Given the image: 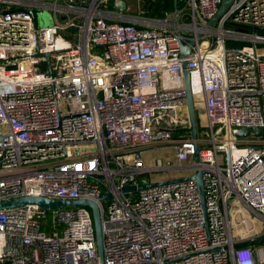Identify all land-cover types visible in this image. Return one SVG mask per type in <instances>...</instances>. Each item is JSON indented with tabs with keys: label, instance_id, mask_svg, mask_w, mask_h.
Instances as JSON below:
<instances>
[{
	"label": "built area",
	"instance_id": "2783aa9c",
	"mask_svg": "<svg viewBox=\"0 0 264 264\" xmlns=\"http://www.w3.org/2000/svg\"><path fill=\"white\" fill-rule=\"evenodd\" d=\"M119 1L0 0V202H96L103 250L101 262L89 209L22 206L0 210V264H264V244L236 248L264 237V0H233L213 26L223 0H177L161 17L144 9L159 0L138 13ZM184 70L202 107L197 165L175 133L189 126ZM157 147L174 163H147ZM196 169L205 213L193 181L120 193Z\"/></svg>",
	"mask_w": 264,
	"mask_h": 264
},
{
	"label": "water",
	"instance_id": "95a60500",
	"mask_svg": "<svg viewBox=\"0 0 264 264\" xmlns=\"http://www.w3.org/2000/svg\"><path fill=\"white\" fill-rule=\"evenodd\" d=\"M145 2L146 0H142ZM233 0H223L221 5L219 6L215 15L208 20V26H213L219 20V18L226 12L228 7L231 5ZM169 0H159L153 4V10H163L168 7ZM172 7L176 9L177 7V0H172ZM115 8L120 10H125V3L124 1H119L115 3ZM13 11H25L33 16V13L30 10L25 9H15ZM6 12L0 11V14H4ZM194 45V41H190L187 46L182 44L179 45L180 48V55L181 57H186L191 52V48ZM185 66V62L183 64ZM183 87L185 91L184 102L186 107V113L188 117L189 126L185 129L175 130V133H187L190 136V139L193 141L194 150L192 155V162L194 165L199 164V150L200 147L197 143L198 136H197V121H196V114L195 108L192 100V96L189 90V82H188V72L184 70L183 72ZM254 136L258 137L261 135L260 129H254ZM250 135L249 129H240L236 133L237 138H246ZM184 181H193L196 184L199 200L202 208V212L205 213V198H204V191H203V182H202V173L199 169L194 170L192 176L180 179H174L165 182L159 183H151V184H139L137 186H125L120 189V193L128 194L138 190L145 189L147 187H151L154 185H167L172 183H179ZM110 194L106 193L101 197V200L109 197ZM22 206H34L38 207L45 211H51L56 209H64L69 207H83L90 210L91 219L93 224L94 230V238L96 243L97 255L100 261L102 262L103 259V250H102V233H101V218L100 212L98 208V204L91 200H74V201H62V200H50L42 197H20L4 202H0V210L15 208V207H22ZM264 244V237H260L251 241H245L236 245V248L240 247H255L258 245Z\"/></svg>",
	"mask_w": 264,
	"mask_h": 264
},
{
	"label": "rangeland",
	"instance_id": "374dc122",
	"mask_svg": "<svg viewBox=\"0 0 264 264\" xmlns=\"http://www.w3.org/2000/svg\"><path fill=\"white\" fill-rule=\"evenodd\" d=\"M47 1L49 2L51 0H47ZM124 1L126 3V6H128V12L138 13L137 0H124ZM3 9H7V6L3 5ZM37 22L39 26H44V25L47 26L52 24L51 15L47 9H43L41 13H37ZM194 107L196 111L195 114L202 112L201 106L195 105ZM172 155L173 153L171 149H161L158 147L153 148V150L146 155V162L150 163L152 160L160 158L162 159V161L170 159L174 163V161L172 160ZM191 174H193L192 171H176V170H170L165 172L157 171L149 174V180L151 182L160 181V180H169L180 176H190ZM47 222L49 221L47 220ZM257 229L258 231L261 230V226L260 223H258V221H257Z\"/></svg>",
	"mask_w": 264,
	"mask_h": 264
},
{
	"label": "trees",
	"instance_id": "16d2710c",
	"mask_svg": "<svg viewBox=\"0 0 264 264\" xmlns=\"http://www.w3.org/2000/svg\"><path fill=\"white\" fill-rule=\"evenodd\" d=\"M144 9L145 10H147V15L148 16H155V17H161L162 15H163V13L165 12V11H169V10H171L172 9V0H169V5H168V7L166 8V9H164V10H158V11H154L153 10V5H147V4H145V6H144ZM256 32H259L257 29H254ZM260 33V32H259ZM241 45V43L240 44H232V43H228L227 44V46H240ZM196 121H197V123H198V119H197V117H196ZM175 136H177V135H175Z\"/></svg>",
	"mask_w": 264,
	"mask_h": 264
}]
</instances>
